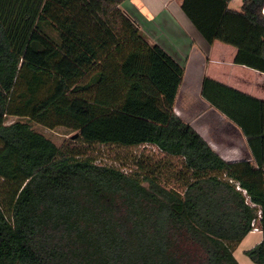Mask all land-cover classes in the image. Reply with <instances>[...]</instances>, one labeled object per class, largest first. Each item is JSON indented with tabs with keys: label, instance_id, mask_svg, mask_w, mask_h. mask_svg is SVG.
<instances>
[{
	"label": "trees",
	"instance_id": "obj_1",
	"mask_svg": "<svg viewBox=\"0 0 264 264\" xmlns=\"http://www.w3.org/2000/svg\"><path fill=\"white\" fill-rule=\"evenodd\" d=\"M124 1L0 0V264H240L234 248L254 223L263 239L245 254L264 264V101L204 79L254 162L223 159L175 113L184 67L148 43ZM230 2L182 9L209 44L264 73V0ZM108 55L160 95L133 82L114 108L98 103ZM32 123L76 136L58 146ZM94 145H151L171 163L126 172L98 163Z\"/></svg>",
	"mask_w": 264,
	"mask_h": 264
},
{
	"label": "crops",
	"instance_id": "obj_2",
	"mask_svg": "<svg viewBox=\"0 0 264 264\" xmlns=\"http://www.w3.org/2000/svg\"><path fill=\"white\" fill-rule=\"evenodd\" d=\"M182 1L126 0L121 9L137 24L149 44L161 46L184 67L175 113L191 124L226 161L254 162L241 127L203 97L202 87L208 77L264 101V73L236 64L237 49L234 46L221 41L209 44L183 11ZM242 4L243 0H231L230 7L241 11ZM115 60L113 56H107L105 79L97 92L98 103L114 108L133 82H139L150 94L160 95L147 77L124 75L120 63ZM115 94L119 95L120 101L108 104L116 97ZM249 238L254 244L260 243L263 233L260 229L253 230L244 239Z\"/></svg>",
	"mask_w": 264,
	"mask_h": 264
},
{
	"label": "rangeland",
	"instance_id": "obj_3",
	"mask_svg": "<svg viewBox=\"0 0 264 264\" xmlns=\"http://www.w3.org/2000/svg\"><path fill=\"white\" fill-rule=\"evenodd\" d=\"M108 56L112 57V55ZM115 96L116 97L111 100V102L108 104L112 105L120 101V99L118 98L119 95L115 94ZM16 120L17 117L9 116L7 117L6 122L11 123ZM32 126L35 130L43 133L45 136L50 138L58 146H62L64 143H69L76 134L75 132L66 129L65 127L48 129L38 123H32ZM87 148L88 154L91 157H94L98 163L119 167L125 170L126 172H131L133 169H135L136 164L140 159H147L150 161L151 164L154 165L158 163H161L163 165H165V163H171L169 158L165 157V155H163L156 147L151 145H142L129 148L119 147L115 145H94ZM172 163L175 165L176 170L168 178V184L169 186H177L179 185V183L176 181L177 175L175 173L176 171L181 169L182 160L175 158L172 160ZM163 171L164 174H167V172L171 173V171L169 170ZM257 244L258 243L254 244L250 238L246 240L244 239L236 244L234 248V254L240 264H255L245 254V251L255 247Z\"/></svg>",
	"mask_w": 264,
	"mask_h": 264
},
{
	"label": "built area",
	"instance_id": "obj_4",
	"mask_svg": "<svg viewBox=\"0 0 264 264\" xmlns=\"http://www.w3.org/2000/svg\"><path fill=\"white\" fill-rule=\"evenodd\" d=\"M253 226H254V230L259 229V228L255 225V223L253 224Z\"/></svg>",
	"mask_w": 264,
	"mask_h": 264
}]
</instances>
